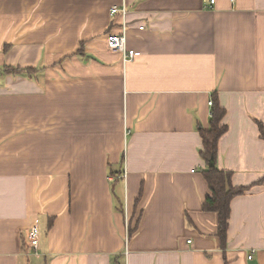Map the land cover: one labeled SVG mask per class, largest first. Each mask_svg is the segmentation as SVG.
I'll return each instance as SVG.
<instances>
[{
  "label": "crops",
  "instance_id": "crops-1",
  "mask_svg": "<svg viewBox=\"0 0 264 264\" xmlns=\"http://www.w3.org/2000/svg\"><path fill=\"white\" fill-rule=\"evenodd\" d=\"M214 1L0 0V264H264V184L225 248L202 208L213 96L218 168L264 177V0ZM124 24L130 61L107 45Z\"/></svg>",
  "mask_w": 264,
  "mask_h": 264
},
{
  "label": "trees",
  "instance_id": "trees-1",
  "mask_svg": "<svg viewBox=\"0 0 264 264\" xmlns=\"http://www.w3.org/2000/svg\"><path fill=\"white\" fill-rule=\"evenodd\" d=\"M8 73L31 74L37 71L36 68L8 67ZM210 110L209 127H200L199 132L202 138L201 157L206 162V168L202 170L203 176L208 184L207 194L202 208L204 211L215 212L218 215L217 236L223 248L227 246L229 219L231 215V202L240 195L250 191L254 186L264 184V177L250 185L234 186L232 183L233 172L218 168L216 161L219 152V143L222 136L227 133L228 125L224 122L227 110L221 105L218 95L212 97ZM260 135L264 139V126L259 122ZM123 213L125 210L122 209ZM135 229L128 225V239L131 238Z\"/></svg>",
  "mask_w": 264,
  "mask_h": 264
},
{
  "label": "built area",
  "instance_id": "built-area-1",
  "mask_svg": "<svg viewBox=\"0 0 264 264\" xmlns=\"http://www.w3.org/2000/svg\"><path fill=\"white\" fill-rule=\"evenodd\" d=\"M214 0H211V4H214ZM117 12H122L123 15H126L125 6L118 7L114 6L111 9V14L115 15ZM145 26H141L140 29H144ZM107 45L113 51L122 54L124 61H130L135 58V51L133 49L128 48L127 46V36H126V26L123 25V30L119 33H110L107 36ZM210 105H212V101H210ZM27 240L29 245L37 250L40 244V229L37 224L33 225L27 234ZM252 258V255L249 256Z\"/></svg>",
  "mask_w": 264,
  "mask_h": 264
},
{
  "label": "rangeland",
  "instance_id": "rangeland-1",
  "mask_svg": "<svg viewBox=\"0 0 264 264\" xmlns=\"http://www.w3.org/2000/svg\"><path fill=\"white\" fill-rule=\"evenodd\" d=\"M125 200H126V197H125V194H124V200L121 202V205L123 206V209L124 208L126 209V202H125ZM41 258H43V257H41Z\"/></svg>",
  "mask_w": 264,
  "mask_h": 264
}]
</instances>
